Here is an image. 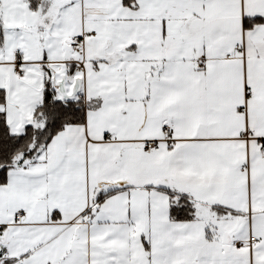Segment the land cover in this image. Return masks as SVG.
Segmentation results:
<instances>
[{
    "label": "snow or ice",
    "instance_id": "6c2138e0",
    "mask_svg": "<svg viewBox=\"0 0 264 264\" xmlns=\"http://www.w3.org/2000/svg\"><path fill=\"white\" fill-rule=\"evenodd\" d=\"M0 264H264V0H0Z\"/></svg>",
    "mask_w": 264,
    "mask_h": 264
}]
</instances>
